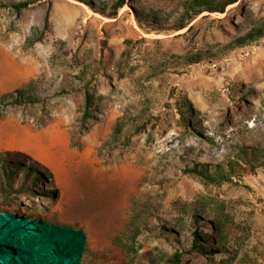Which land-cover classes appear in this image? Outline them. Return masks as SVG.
I'll return each mask as SVG.
<instances>
[{
	"label": "rangeland",
	"instance_id": "1",
	"mask_svg": "<svg viewBox=\"0 0 264 264\" xmlns=\"http://www.w3.org/2000/svg\"><path fill=\"white\" fill-rule=\"evenodd\" d=\"M183 1L0 0V51L32 70L0 96L32 82L38 99L0 104V154L50 173L0 192V264H98L92 252L122 233L131 264H172L175 251L180 264H264V155L252 157L264 147V37L219 53L264 20V0L176 30ZM194 230L215 248L194 251Z\"/></svg>",
	"mask_w": 264,
	"mask_h": 264
},
{
	"label": "trees",
	"instance_id": "2",
	"mask_svg": "<svg viewBox=\"0 0 264 264\" xmlns=\"http://www.w3.org/2000/svg\"><path fill=\"white\" fill-rule=\"evenodd\" d=\"M239 0H185L183 1V10L179 14V16L173 21V27L178 30L182 29L187 26L190 21H192L198 14L204 11L208 12H224L226 7L232 4H235ZM123 1H119L118 5H122ZM28 2H19L13 4V6L20 10L21 8L27 6ZM154 15H157L154 12ZM151 19H153L150 15H148ZM50 28V19H49V12L46 13L45 23L41 29V32L47 31ZM39 30L38 28H35ZM264 37V20L259 21L253 24L247 31L234 36L229 42L222 45L221 50L219 53H223L229 51L235 47L245 46L256 42L260 38ZM32 37H29L31 40ZM33 41V39H32ZM31 41V42H32ZM205 52L199 51L193 54H189L184 57L187 63H193L199 61L205 55ZM214 56H217V52L214 53ZM32 82H28L24 87L17 88L14 91L4 93L0 96V104H22L25 102H35L37 97L33 96L31 91L29 90ZM91 104L90 96H86V106L89 107ZM264 155V147L259 151L254 152L252 157L254 159H258L260 156ZM28 160L30 158L27 154L23 152H11L5 151L0 154V192H4L5 186L8 187V191L14 190V182L15 179L22 174L21 186L19 188H27L30 185L26 182L31 177L32 183H37L45 178V173H49L47 169H44L45 172L40 171L34 165L28 164ZM264 162V160H263ZM238 169L236 170L235 167L230 165L232 174H241L244 173L245 168L239 165L236 162ZM187 172H195L201 175H205L212 179L218 178H227V176L220 172V169H217V172H220L219 176H215L210 173L207 169H201L197 166L189 167L186 169ZM31 175V176H30ZM196 213L191 214L192 222L194 224H198L201 219V215L199 214V210L194 209ZM53 224V223H51ZM182 226V223H179ZM46 227L50 226V224L46 223ZM74 226H78L75 224ZM80 235L83 237L82 229L79 228ZM123 234L116 235L113 238L111 245L103 251H96L92 252L93 258L98 262V264H106L108 262H116L117 264H131L133 260V252L135 251L134 242H125L123 241L122 237ZM125 235V234H124ZM204 239L206 245H200L199 240ZM217 243L214 241V236L208 233H204L203 231L194 230L193 231V240H192V249L197 252H204L212 250L213 246ZM6 245L1 246L3 249ZM182 258V254L179 251H175L171 254L167 259L172 264H180Z\"/></svg>",
	"mask_w": 264,
	"mask_h": 264
},
{
	"label": "crops",
	"instance_id": "3",
	"mask_svg": "<svg viewBox=\"0 0 264 264\" xmlns=\"http://www.w3.org/2000/svg\"><path fill=\"white\" fill-rule=\"evenodd\" d=\"M0 52V90L22 86L32 75L27 61L17 58V53H6L4 50Z\"/></svg>",
	"mask_w": 264,
	"mask_h": 264
}]
</instances>
